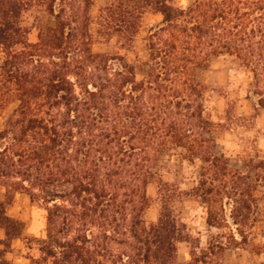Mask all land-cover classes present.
I'll use <instances>...</instances> for the list:
<instances>
[{
  "label": "trees",
  "instance_id": "trees-1",
  "mask_svg": "<svg viewBox=\"0 0 264 264\" xmlns=\"http://www.w3.org/2000/svg\"><path fill=\"white\" fill-rule=\"evenodd\" d=\"M173 1L106 0L93 17L94 0H0V109L14 104L0 130V185L45 209L39 249L51 264H172L178 242L193 244L170 205L181 192L160 175L171 148L200 163L190 193L218 230L204 248L192 246L190 264H224L226 249L248 243L264 158L236 169L216 151L221 124L205 111L207 86L196 70L231 57L264 107V0ZM31 8L53 18L34 42L22 19ZM148 10L162 19L145 37L138 80L121 55L92 51L90 25L129 44ZM154 181L160 211L146 221ZM21 226L0 200L6 240ZM0 264H10L4 248Z\"/></svg>",
  "mask_w": 264,
  "mask_h": 264
},
{
  "label": "rangeland",
  "instance_id": "rangeland-1",
  "mask_svg": "<svg viewBox=\"0 0 264 264\" xmlns=\"http://www.w3.org/2000/svg\"><path fill=\"white\" fill-rule=\"evenodd\" d=\"M106 0H94L90 14L97 15L98 8ZM192 0H174L178 7H185ZM23 24L29 28L27 38L36 40L38 27L53 25V18L40 8H31L23 13ZM158 12L148 10L140 20V25L132 41L122 44L116 37L106 39L97 34V26L91 23L93 40L91 49L95 53L121 55L133 64L136 79L144 76L145 61L148 54L145 37L152 26L161 22ZM198 80L206 84L205 111L212 120L221 126L217 132L216 151L222 152L230 167L245 169L248 158H264V107H259L252 93L251 75L229 56L210 59L204 69L196 70ZM14 108L10 103L0 109V130ZM199 162L190 163L183 157L180 149H170L163 156L159 167L161 178L173 189L181 192L170 205L176 217L186 225L193 238V244L186 241L177 243L176 258L172 264H190L192 246L204 248L211 234L218 230L209 227L205 220V208L198 198L190 193L195 185ZM160 187L154 181L147 185L146 193L150 206L144 213L146 221H155L160 211ZM257 219L247 244L226 249L222 254L224 264H263L264 263V181L257 187ZM0 200L6 203V213L21 222L20 234L6 240L4 229L0 228V244L5 249V258L10 264H51L40 251L45 237L46 211L37 201H32L25 192H14L6 196L0 185Z\"/></svg>",
  "mask_w": 264,
  "mask_h": 264
}]
</instances>
